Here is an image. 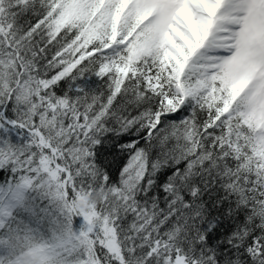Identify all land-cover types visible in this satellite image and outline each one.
<instances>
[{
	"label": "snow or ice",
	"instance_id": "snow-or-ice-1",
	"mask_svg": "<svg viewBox=\"0 0 264 264\" xmlns=\"http://www.w3.org/2000/svg\"><path fill=\"white\" fill-rule=\"evenodd\" d=\"M0 264H264V0H0Z\"/></svg>",
	"mask_w": 264,
	"mask_h": 264
},
{
	"label": "trees",
	"instance_id": "trees-1",
	"mask_svg": "<svg viewBox=\"0 0 264 264\" xmlns=\"http://www.w3.org/2000/svg\"><path fill=\"white\" fill-rule=\"evenodd\" d=\"M121 163H123V161H121ZM115 175H116V173L114 172V173H113V177H114V178H115Z\"/></svg>",
	"mask_w": 264,
	"mask_h": 264
},
{
	"label": "clouds",
	"instance_id": "clouds-1",
	"mask_svg": "<svg viewBox=\"0 0 264 264\" xmlns=\"http://www.w3.org/2000/svg\"><path fill=\"white\" fill-rule=\"evenodd\" d=\"M97 198L96 197H93V200H96Z\"/></svg>",
	"mask_w": 264,
	"mask_h": 264
}]
</instances>
